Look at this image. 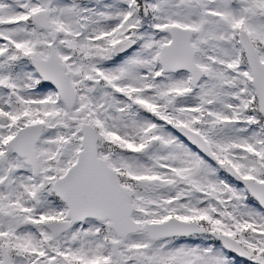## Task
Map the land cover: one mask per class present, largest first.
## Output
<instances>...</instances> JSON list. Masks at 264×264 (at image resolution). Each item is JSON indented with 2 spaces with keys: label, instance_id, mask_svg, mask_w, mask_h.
I'll return each instance as SVG.
<instances>
[{
  "label": "snow or ice",
  "instance_id": "snow-or-ice-1",
  "mask_svg": "<svg viewBox=\"0 0 264 264\" xmlns=\"http://www.w3.org/2000/svg\"><path fill=\"white\" fill-rule=\"evenodd\" d=\"M0 264H264V0H0Z\"/></svg>",
  "mask_w": 264,
  "mask_h": 264
}]
</instances>
